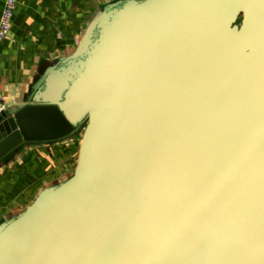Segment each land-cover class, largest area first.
<instances>
[{"label": "water", "instance_id": "95a60500", "mask_svg": "<svg viewBox=\"0 0 264 264\" xmlns=\"http://www.w3.org/2000/svg\"><path fill=\"white\" fill-rule=\"evenodd\" d=\"M81 136L0 224V264H264V0H123L16 109L0 164Z\"/></svg>", "mask_w": 264, "mask_h": 264}, {"label": "crops", "instance_id": "0c3cea01", "mask_svg": "<svg viewBox=\"0 0 264 264\" xmlns=\"http://www.w3.org/2000/svg\"><path fill=\"white\" fill-rule=\"evenodd\" d=\"M6 0H0V20ZM123 0H20L8 38L0 43V98L24 103L41 75L72 55L88 25ZM81 139L26 144L0 164V224L33 203L45 188L75 171Z\"/></svg>", "mask_w": 264, "mask_h": 264}, {"label": "built area", "instance_id": "2783aa9c", "mask_svg": "<svg viewBox=\"0 0 264 264\" xmlns=\"http://www.w3.org/2000/svg\"><path fill=\"white\" fill-rule=\"evenodd\" d=\"M20 0H6L0 20V43L4 42L12 29L14 17ZM6 103L0 98V111L6 109Z\"/></svg>", "mask_w": 264, "mask_h": 264}, {"label": "rangeland", "instance_id": "374dc122", "mask_svg": "<svg viewBox=\"0 0 264 264\" xmlns=\"http://www.w3.org/2000/svg\"><path fill=\"white\" fill-rule=\"evenodd\" d=\"M77 137H78V140L81 139V136L80 135H78Z\"/></svg>", "mask_w": 264, "mask_h": 264}]
</instances>
